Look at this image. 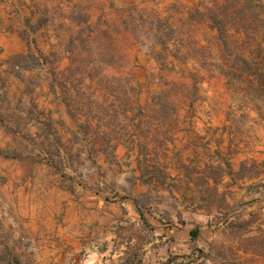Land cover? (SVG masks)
Instances as JSON below:
<instances>
[{
    "label": "rangeland",
    "instance_id": "rangeland-1",
    "mask_svg": "<svg viewBox=\"0 0 264 264\" xmlns=\"http://www.w3.org/2000/svg\"><path fill=\"white\" fill-rule=\"evenodd\" d=\"M228 1L0 0L2 210L23 164L19 174L50 175L39 182L46 188L52 165L108 188L122 164L128 185L139 166L183 188L187 139L170 132L190 131L202 115L224 116L227 142L252 144L261 161L249 171H260L264 60L246 56L248 37L264 36V12ZM1 234L0 264H25Z\"/></svg>",
    "mask_w": 264,
    "mask_h": 264
},
{
    "label": "crops",
    "instance_id": "crops-1",
    "mask_svg": "<svg viewBox=\"0 0 264 264\" xmlns=\"http://www.w3.org/2000/svg\"><path fill=\"white\" fill-rule=\"evenodd\" d=\"M237 2L259 6L258 16L264 12L262 0ZM210 28L215 32L217 26ZM248 39L252 55L246 57L264 60V51L254 55L264 36ZM249 80L253 85L255 80ZM195 119L190 131L170 132L187 139L185 154L191 158L183 188L144 174L139 166L128 185V164L121 165L116 187L108 188L105 180L81 181L71 166L52 165L54 183L46 188L39 182L49 184L50 175L33 178L19 174L26 164L17 167L8 182L9 194L2 196L7 209L0 202V236L7 231L14 261L215 264L222 253L243 264H264V163L260 171H249L261 158L254 160L257 153L249 142H227L221 114ZM192 171L199 172L194 176Z\"/></svg>",
    "mask_w": 264,
    "mask_h": 264
},
{
    "label": "trees",
    "instance_id": "trees-1",
    "mask_svg": "<svg viewBox=\"0 0 264 264\" xmlns=\"http://www.w3.org/2000/svg\"><path fill=\"white\" fill-rule=\"evenodd\" d=\"M38 57L36 58L37 59V61H39L40 62V60L42 59L41 57H42V52L41 51H39L38 50ZM32 54L33 52L32 51H28V54ZM34 55V54H33ZM27 56V53L26 54H17L16 56H14V58L16 57V58H25ZM220 256H222L221 258V262H217V263H215V264H243V263H241V262H237V261H235L234 259H233V257H229V258H226V257H224V254H222V253H220L219 254Z\"/></svg>",
    "mask_w": 264,
    "mask_h": 264
}]
</instances>
